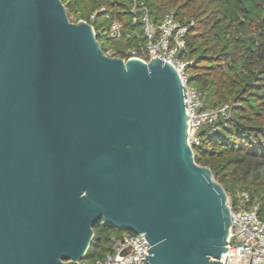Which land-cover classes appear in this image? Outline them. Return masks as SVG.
Listing matches in <instances>:
<instances>
[{
    "label": "water",
    "instance_id": "obj_1",
    "mask_svg": "<svg viewBox=\"0 0 264 264\" xmlns=\"http://www.w3.org/2000/svg\"><path fill=\"white\" fill-rule=\"evenodd\" d=\"M174 67L105 56L61 0H0V264H80L96 224L149 264H221L227 196L188 143Z\"/></svg>",
    "mask_w": 264,
    "mask_h": 264
},
{
    "label": "trees",
    "instance_id": "obj_2",
    "mask_svg": "<svg viewBox=\"0 0 264 264\" xmlns=\"http://www.w3.org/2000/svg\"><path fill=\"white\" fill-rule=\"evenodd\" d=\"M61 1L69 20L92 25L101 49H110L112 57L124 59L128 49L145 46L141 21L132 22V0ZM136 1L154 24L170 14L190 25L185 59L193 64L187 68L188 86L203 95L204 108L228 106V115L218 118L215 130L205 125L196 132L194 161L210 170L229 199L249 194L264 219V0ZM112 22L121 23L122 36L109 42ZM93 231L84 261L88 264L113 253L111 237L119 232L102 222Z\"/></svg>",
    "mask_w": 264,
    "mask_h": 264
},
{
    "label": "built area",
    "instance_id": "obj_3",
    "mask_svg": "<svg viewBox=\"0 0 264 264\" xmlns=\"http://www.w3.org/2000/svg\"><path fill=\"white\" fill-rule=\"evenodd\" d=\"M132 1L130 10L132 22L141 21L146 44L139 51L128 49L125 53L126 58L123 60L137 58L147 63L151 58L156 57L174 67L187 91L188 143L191 148L193 145L197 146L199 140L196 132L205 125L215 130L218 118L228 115V106L204 108L203 95L195 88L188 86L187 68L193 64L192 61L185 59L186 39L190 25L176 21L170 14L165 15L158 24H154L145 7L136 0ZM94 19L95 15H90V20ZM108 33L109 42L118 41L122 36L121 23L112 22ZM103 53L105 56L112 57L110 49H105ZM227 206L231 227L225 252L221 254L218 262L264 264V219L258 214V202L247 193H237L232 200L227 197ZM111 241L114 244L113 253L103 260L89 264H149L145 256H148L146 250H149L150 246L144 236L121 232L113 235Z\"/></svg>",
    "mask_w": 264,
    "mask_h": 264
},
{
    "label": "rangeland",
    "instance_id": "obj_4",
    "mask_svg": "<svg viewBox=\"0 0 264 264\" xmlns=\"http://www.w3.org/2000/svg\"><path fill=\"white\" fill-rule=\"evenodd\" d=\"M73 19V18H72ZM98 23H100L101 24V26H102V28H105L106 27V24H105V22H104V20H103V18L102 17H99L98 18ZM104 47L106 46V43H104V45H103ZM261 178H264V175H261L260 176V179ZM119 232L117 233V234H119V233H121V232H125V231H123V230H118ZM116 235V234H115ZM85 261V260H84ZM84 261H82V262H84Z\"/></svg>",
    "mask_w": 264,
    "mask_h": 264
}]
</instances>
